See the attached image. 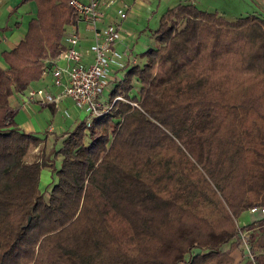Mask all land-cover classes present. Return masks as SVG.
Here are the masks:
<instances>
[{
  "label": "trees",
  "instance_id": "trees-1",
  "mask_svg": "<svg viewBox=\"0 0 264 264\" xmlns=\"http://www.w3.org/2000/svg\"><path fill=\"white\" fill-rule=\"evenodd\" d=\"M70 1L23 0L37 14L3 53L0 264H231L238 219L264 207V14L168 11L146 63L116 74L110 113L28 162L48 138L21 130L10 100L66 49ZM253 245L264 251L262 237Z\"/></svg>",
  "mask_w": 264,
  "mask_h": 264
},
{
  "label": "crops",
  "instance_id": "crops-1",
  "mask_svg": "<svg viewBox=\"0 0 264 264\" xmlns=\"http://www.w3.org/2000/svg\"><path fill=\"white\" fill-rule=\"evenodd\" d=\"M81 1L88 2L89 0ZM106 1L108 0H101L100 12L103 16L100 28H105L115 23L119 24L121 26L122 41L115 45V49L121 53H132V57L137 58L138 62L146 51L156 47L155 32L159 28L163 15L181 4L193 5L204 12L222 14L227 18H232V21H235L238 16L243 14H264V0H116L115 4L110 8L104 5ZM120 10L128 12L126 19H120L118 15ZM36 14L37 6L34 2L25 4L23 0H0V69H9L3 58V53L16 49L25 40L28 24ZM79 30L81 42L78 51L85 56L84 62L89 65L93 62L90 47L93 45L94 34L85 23L79 25ZM58 64L59 66L66 65L64 61H60ZM121 71H117L119 77H122ZM34 84H36V89H45L56 96L63 91V88H56L52 85L50 73L44 74L43 78ZM18 97L19 95H15L10 100L11 109L15 112L14 121L25 133H42L45 129L42 128L38 121H35V118L31 115L22 116L25 113L22 110L24 104L21 107L22 101ZM68 101L70 102L71 100L62 98L59 107L56 108L54 106L56 113L51 110L53 115L67 111L75 121L86 119V114L75 108L71 101L75 110V114L72 115ZM35 106L39 110L40 108L41 110L51 109L50 106ZM69 130L71 131V129ZM239 226L242 229L247 228L244 230L251 232L254 243L261 237L264 239V215L261 213L251 214L247 212L242 217L241 225L239 224ZM223 250L229 254L232 261L231 264L251 263L237 240L226 245Z\"/></svg>",
  "mask_w": 264,
  "mask_h": 264
},
{
  "label": "built area",
  "instance_id": "built-area-1",
  "mask_svg": "<svg viewBox=\"0 0 264 264\" xmlns=\"http://www.w3.org/2000/svg\"><path fill=\"white\" fill-rule=\"evenodd\" d=\"M115 2L116 0H108L104 5L110 8ZM69 4L77 16V24L72 25L64 36L66 49L57 58L45 61V74H51L52 85L63 88L62 93L56 96L45 89H38L28 90L19 97L24 105L34 103L41 107L53 105L56 108L59 107L62 98H68L75 108L86 114V122L90 126L93 119L108 115L112 109L110 98L105 100L104 93L106 89L112 90L117 71L124 69L127 64L137 65L138 59L132 57V53H121L115 49V45L122 41L119 24L100 28L103 16L100 12L101 0L88 2L71 0ZM118 15L124 20L128 17V12L120 10ZM82 23L87 24L94 34L93 45L90 47L93 62L89 65L84 62L85 56L78 51L81 42L79 25ZM60 61H64L66 65L59 66ZM119 100L122 98H117L115 102ZM64 114L69 116L67 111ZM247 212L264 215V207H253ZM251 235L249 231L239 230L236 240L242 246L248 260L252 264H260L259 257L264 251H253Z\"/></svg>",
  "mask_w": 264,
  "mask_h": 264
},
{
  "label": "rangeland",
  "instance_id": "rangeland-1",
  "mask_svg": "<svg viewBox=\"0 0 264 264\" xmlns=\"http://www.w3.org/2000/svg\"><path fill=\"white\" fill-rule=\"evenodd\" d=\"M253 11H255V10H253ZM248 15L249 14H243L242 16H238L237 19L246 17ZM227 19L229 21H232V18H227ZM69 30H70V28L68 27L67 28V31L65 32V34H67V32ZM63 42H64V37H63ZM158 46L159 45L156 44V48ZM138 63H139V65L143 66L146 63L145 58L144 57H141L140 58V61ZM121 72H122L121 73V76L123 77L124 76V73H125V70L124 71H121ZM111 88H113V85L111 86ZM140 88H141L140 84H138V83L135 84V90L136 91H139ZM38 89H36V84H34V85L32 84L28 90H38ZM110 91H111L110 89H106V91L104 93V99L105 100H108L109 99V97H110ZM134 95L136 96V93H134ZM18 98L20 99V97H18ZM20 100H19V102H21ZM69 104H70V109H71L70 112H71L72 115H74L75 114V110L72 107L73 105H72L71 101L69 102ZM35 105H37V104H33L32 103V104L24 105V107L22 108V110L25 113H23L22 116L31 115L33 118H35V121H38L39 124L42 126V128L45 129L42 133L38 134V136H40L42 138H46L47 137L48 140H47L46 146L42 145V147L33 150L29 154V156L27 158V161L28 162H33V161H37L39 159L40 160L43 159L44 150L47 153H50V151L51 150H54V149L56 151H59L61 149V146H62V140L60 138L61 135L64 132H66V131H70L69 129H71V130L72 129H75L81 123V120H79V121L76 120L75 121L72 117H70V114H69V116H66L64 114V112H62V113L60 112V113H58L57 115L54 116L53 113H52V111H51V109L48 108V109L41 110V108H40V110H41L40 111L39 108H37ZM22 106H23V102L21 103V107ZM25 120L28 121V119H26V118H25ZM57 166L58 167L61 166V159H59V158L57 160ZM53 180L54 179H52V174H51L50 170L49 169H44L42 171V173H41L40 188L43 191H48L47 197H49V194H50V192H51V190L53 188V185H52ZM246 214H247V212H244L241 215V217L238 219L239 222L237 221V226H238L237 232L239 230H243L239 226V224L241 225L242 217L244 215H246ZM235 240H236V238H235ZM251 243H252L253 251L254 252H257L258 250H255L254 249V245H253L254 244V240H253V237H251Z\"/></svg>",
  "mask_w": 264,
  "mask_h": 264
}]
</instances>
